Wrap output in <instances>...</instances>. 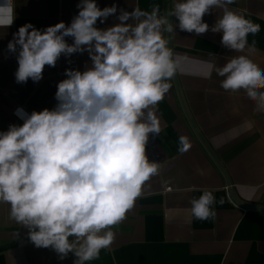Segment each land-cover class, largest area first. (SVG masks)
<instances>
[{
  "label": "clouds",
  "instance_id": "clouds-1",
  "mask_svg": "<svg viewBox=\"0 0 264 264\" xmlns=\"http://www.w3.org/2000/svg\"><path fill=\"white\" fill-rule=\"evenodd\" d=\"M233 3L174 0L163 15L158 4L151 11L121 9L118 23L100 29L97 21L116 15L117 6L101 9L96 0H80L70 25L59 22L41 31L26 23L13 34L7 47L17 53V83L39 82L45 66L55 67L62 54L87 51L91 60L82 72L66 69L53 109L28 114L18 108L23 124L0 131V203L10 206V219L28 229L37 248H52L61 259L73 253L75 264H86L111 246L112 227L126 218L158 173L146 145L149 134H160L155 109L176 70L164 34L170 37L176 28L204 34L209 25L203 17L220 9L211 31L222 33L224 47L242 52L260 25L231 10ZM15 18L14 0H0V28ZM213 71L224 78L225 91L243 90L254 110L264 113V69L239 55L223 66L210 63L205 78ZM180 145L179 151L188 149L185 137ZM214 203L213 193L204 190L191 199V216L213 217Z\"/></svg>",
  "mask_w": 264,
  "mask_h": 264
},
{
  "label": "crops",
  "instance_id": "crops-1",
  "mask_svg": "<svg viewBox=\"0 0 264 264\" xmlns=\"http://www.w3.org/2000/svg\"><path fill=\"white\" fill-rule=\"evenodd\" d=\"M80 0H14L15 20L0 28V131L22 125L16 114L53 109L66 69L84 71L91 65L87 51L61 55L55 67L45 66L39 82L17 83V53L8 50L19 27L31 23L43 31L59 22L70 25L78 15ZM98 7L117 6V14L96 27L106 29L119 21L121 9L135 7L161 14L174 0H96ZM228 7L260 25L249 34L242 52L221 44L222 33L211 27L222 10L203 17L209 31L197 35L175 29L169 37L175 75L171 88L157 104L160 134H149L146 155L158 164L126 218L112 227L115 238L99 258L86 264H264V113L254 110L243 90L232 93L220 85L214 71L205 78L210 63L223 66L245 55L264 69V0H235ZM174 24H178L175 17ZM131 22V21H129ZM71 44L73 39L66 37ZM255 42V43H253ZM180 137L189 147L179 151ZM230 185L231 189L226 186ZM171 187L168 191L166 188ZM204 190L215 197V215L206 220L191 216L190 201ZM243 204V205H242ZM10 206L0 203V264H75L69 253L61 259L52 248H37L28 229L10 219Z\"/></svg>",
  "mask_w": 264,
  "mask_h": 264
},
{
  "label": "built area",
  "instance_id": "built-area-1",
  "mask_svg": "<svg viewBox=\"0 0 264 264\" xmlns=\"http://www.w3.org/2000/svg\"><path fill=\"white\" fill-rule=\"evenodd\" d=\"M17 109H18V108H17ZM15 112H16V110H15ZM226 188H227V189H231V186L228 185V186H226ZM166 190L170 191V190H172V188H171V187H168V188H166Z\"/></svg>",
  "mask_w": 264,
  "mask_h": 264
},
{
  "label": "water",
  "instance_id": "water-1",
  "mask_svg": "<svg viewBox=\"0 0 264 264\" xmlns=\"http://www.w3.org/2000/svg\"><path fill=\"white\" fill-rule=\"evenodd\" d=\"M243 205V204H242ZM246 207H251V208H258V209H261V210H264L263 208H259V207H256V206H246Z\"/></svg>",
  "mask_w": 264,
  "mask_h": 264
}]
</instances>
